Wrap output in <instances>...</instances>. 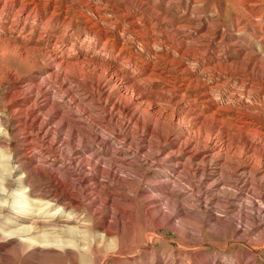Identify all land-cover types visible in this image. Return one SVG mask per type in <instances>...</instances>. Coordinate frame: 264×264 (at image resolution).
Masks as SVG:
<instances>
[{"label":"rangeland","instance_id":"rangeland-1","mask_svg":"<svg viewBox=\"0 0 264 264\" xmlns=\"http://www.w3.org/2000/svg\"><path fill=\"white\" fill-rule=\"evenodd\" d=\"M0 1V264H264V0Z\"/></svg>","mask_w":264,"mask_h":264},{"label":"bare ground","instance_id":"bare-ground-1","mask_svg":"<svg viewBox=\"0 0 264 264\" xmlns=\"http://www.w3.org/2000/svg\"><path fill=\"white\" fill-rule=\"evenodd\" d=\"M24 0H22V1H20V5L18 6V8L15 10L16 12H18V19L20 20V19H22V20H24V23H23V27L21 28L22 29V31L25 29V28H27V23L30 21V18H31V16L34 14V13H36L37 11V9L35 8V7H31L30 5H28V4H25L24 2H23ZM48 1V0H47ZM246 1V0H245ZM256 1V0H255ZM1 2V1H0ZM50 2V1H49ZM243 2V1H242ZM258 2V1H257ZM15 3H16V1L15 0H4V4H3V7H7L8 5H10L11 7L12 6H14L15 5ZM32 3H33V1H32ZM48 3V2H47ZM246 3V2H245ZM261 3V2H260ZM31 4V3H30ZM247 4H248V6H252L253 5V3H250V1H248L247 2ZM37 5V4H36ZM43 6V5H42ZM129 6V5H128ZM133 6V5H132ZM41 8V7H40ZM47 8V7H46ZM3 9V8H2ZM5 9V8H4ZM42 9V8H41ZM48 9V8H47ZM56 9V8H55ZM249 10V9H248ZM42 11V10H41ZM56 11V10H55ZM259 11V10H258ZM261 11V10H260ZM259 11V12H260ZM58 12V11H57ZM82 12V11H81ZM39 13V12H38ZM42 13V12H41ZM249 13V12H248ZM59 14V13H58ZM250 15V14H249ZM258 15V14H257ZM34 16V15H33ZM254 16H256V15H254ZM253 16V17H254ZM259 16V15H258ZM15 17V16H14ZM35 17V22H34V24H32L33 25V28H34V26H36V24L39 22V17L37 18V16H34ZM54 16L52 15V17H51V19L53 18ZM50 18V17H49ZM253 19V18H252ZM50 20V19H49ZM262 20V19H261ZM161 21V20H160ZM159 21V22H160ZM253 21V20H252ZM256 21V20H255ZM87 22V21H86ZM167 22V21H166ZM260 22V21H259ZM258 22V23H259ZM168 23V22H167ZM263 23V22H262ZM169 25V24H168ZM158 26V25H157ZM32 28V27H31ZM37 29V28H36ZM91 29H92V27H91ZM262 30V29H261ZM94 31V30H93ZM102 31V30H101ZM45 32V31H44ZM99 33V32H98ZM213 34V33H212ZM101 35H104L103 37H105V35H106V31H103V32H101ZM205 35V34H204ZM44 36V35H43ZM48 36V35H47ZM107 36V35H106ZM259 38V37H258ZM21 39L23 40H32V38H31V36H29V35H25V33L24 32H22L21 33ZM153 40V39H152ZM201 40V39H200ZM33 41V40H32ZM63 41V40H62ZM36 42V41H35ZM35 42H33V43H35ZM195 42V41H194ZM199 42V41H198ZM263 42V41H262ZM22 43V42H21ZM37 43V42H36ZM51 43H53L52 44V47H53V49H52V52L54 53V57H53V62H57L58 63V65L59 64H63V63H67V62H70V61H68V59H65V58H63V56L58 52V50H57V46H56V43H58V36H57V38L55 39V38H53L52 36H49V38H48V41H46L45 43H42V44H37V47L38 48H36V47H34V50H38V51H45V50H47V48L50 46V44ZM238 43V42H237ZM36 45V44H35ZM238 45V44H237ZM241 46V45H240ZM18 47V46H17ZM19 48L20 49H22V55H26L27 53H28V48H26V47H24V45L21 47V46H19ZM247 49H248V47H246ZM106 49V48H105ZM227 49V48H226ZM208 50V49H207ZM106 52V51H105ZM178 53H180V52H178ZM182 53V52H181ZM184 53V55H185V51L183 52ZM246 53H248V51L246 52ZM245 53V54H246ZM251 53V52H250ZM250 53H248V54H250ZM29 54V53H28ZM106 54V53H105ZM240 54V53H239ZM245 54H243V56H244V59L246 58L245 57ZM98 55V54H97ZM240 55H242V54H240ZM255 55V54H254ZM96 56V55H95ZM248 56V55H247ZM262 56V55H261ZM89 57V56H88ZM94 57V56H93ZM219 57V56H218ZM250 57V56H249ZM46 58V57H45ZM263 58V57H262ZM42 59V58H41ZM93 60H94V58H92ZM189 59V58H188ZM220 59V58H219ZM256 59H258L259 60V58L257 57ZM38 60V59H37ZM46 60V59H45ZM88 59L86 58V57H84V59L82 60V62H84V64L85 63H89V61H87ZM98 58L97 59H95V62H98ZM215 60H218V59H215ZM257 60V61H258ZM77 61V60H76ZM79 61V60H78ZM219 61V60H218ZM250 61V60H249ZM40 62V61H39ZM52 62V61H51ZM81 62V61H80ZM251 62V66L252 67H250L249 66V68H250V74H249V78H251V82H252V80L255 78V76H253V75H255L254 74V71H256V70H258V69H255V68H259L260 70H259V78H255L256 80H259L260 81V83H262V81H264V66L262 67V65H258V62H255V61H250ZM249 62V63H250ZM38 63V62H37ZM211 63V62H210ZM218 63V62H217ZM248 63V64H249ZM43 64H44V61H43ZM46 64V66H48L49 68H50V70H52V72L54 73V75L55 76H57L58 74H60L59 72H58V70L55 68H53L52 67V65H51V63H50V60H48L47 61V63H45ZM134 64V63H133ZM211 64H213V63H211ZM45 66V65H44ZM96 67V66H95ZM247 67V66H246ZM245 67V68H246ZM248 68V67H247ZM223 70V69H222ZM222 70H221V73H222ZM225 70H226V68H225ZM230 70V69H229ZM231 70H233V69H231ZM234 70H236V69H234ZM245 70V69H244ZM246 70H248V69H246ZM252 70V71H251ZM51 72V73H52ZM160 73V72H159ZM227 73V72H226ZM230 73V72H229ZM228 73V74H229ZM233 73V72H232ZM239 73V72H238ZM258 73V72H257ZM156 74V73H155ZM242 74V73H241ZM246 74V73H245ZM160 75V74H159ZM254 79V80H255ZM99 82V81H98ZM257 82V81H256ZM253 83H255L254 81H253ZM258 83V82H257ZM99 84V83H98ZM185 92V91H184ZM177 94V93H176ZM205 94V93H204ZM173 95V94H172ZM146 96V95H145ZM177 96V95H176ZM108 97V96H107ZM251 120V119H250ZM249 122H251V121H248L247 119H246V123H249ZM245 123V124H246ZM251 124V123H250ZM211 135V134H210ZM257 136H258V138H264V130H262V131H259L258 133H257ZM247 137V136H246ZM254 137V136H253ZM249 139V138H248ZM214 140V139H213ZM250 140V139H249ZM259 142V141H258ZM250 143V142H249ZM246 145H248V141H247V144ZM238 146V145H237ZM258 146V145H257ZM256 146V147H257ZM260 146V145H259ZM244 147V146H243ZM246 147V146H245ZM251 147V146H250ZM249 147V148H250ZM255 147V148H256ZM248 148V147H247ZM253 150V149H252ZM259 150V149H258ZM262 150V153L264 152V149H261ZM243 151V150H242ZM257 151V150H256ZM244 152H246L245 150H244ZM253 152V151H252ZM259 152H260V150H259ZM258 153V152H257ZM255 154V153H254ZM261 153H259V155H260ZM262 155V154H261ZM260 155V156H261ZM264 155V154H263ZM259 157V156H258ZM258 157H256V158H258ZM263 157V156H262ZM254 158V157H253ZM252 159V158H251ZM262 159V158H261ZM177 164V163H176ZM173 166H174V164H173ZM163 167V166H162ZM21 177H23L22 175H21ZM239 177V176H238ZM22 180V179H21ZM53 201V200H52ZM150 208V207H149ZM161 212V211H160ZM159 213V212H158ZM163 214H164V212H163ZM163 214H162V216H163ZM17 216V215H16ZM170 216V215H169ZM70 217V216H69ZM95 217V216H94ZM74 217L72 216V218H70V219H73ZM158 218H159V216H158ZM169 218V217H168ZM171 218V217H170ZM26 219V218H25ZM98 220V219H97ZM69 222V221H68ZM31 224V225H30ZM29 224V226H25V227H23L22 228V233H19L20 235H26V234H29V233H31V232H33V231H35V230H37V229H39V228H46V229H44V231H47L48 233L47 234H45L47 237H48V235H51L53 232H51V230L53 231L54 229L56 230V226H60V224L59 225H53V226H51V224L49 223V221L47 220V222H43V221H40V222H36V224L34 223V224H32V223H30ZM64 224H67V223H64ZM64 224H62L61 226L62 227H64L65 225ZM52 227V228H51ZM65 227H67V226H65ZM159 227V226H158ZM70 228V227H69ZM57 230H58V228H57ZM105 231H104V236L102 235V238H101V240L103 241L104 239H106V236H108V235H112L111 234V231L112 230H110L108 227L107 228H105L104 229ZM21 231V230H20ZM59 232V231H58ZM30 235V234H29ZM114 235V234H113ZM53 237V236H52ZM100 237V236H99ZM10 238V237H9ZM94 238H95V236H94ZM98 238V237H97ZM107 238H109V237H107ZM112 238V237H111ZM110 238V239H111ZM91 239V238H90ZM29 240L30 239H28V240H21V242H23V244L24 245H26L27 246V248L25 249V247L24 246H22L23 247V250H21L22 251V253L21 254H23V256H25V259H27V258H32L33 256H36V255H40V253H41V251H40V253L38 252V250H39V247L35 244H33V243H30L29 242ZM35 241V240H34ZM47 241V240H46ZM110 242H111V240H109ZM33 242V241H32ZM50 242V241H49ZM60 242V241H59ZM95 242V241H94ZM64 243V242H63ZM102 243V242H101ZM22 244V245H23ZM44 244V243H43ZM47 244V243H46ZM60 244H62V242L61 243H59V245ZM103 244V243H102ZM110 244V243H109ZM113 244V243H112ZM112 244H110L111 246H113ZM114 244L116 245V247L118 246V240H115V242H114ZM75 245V244H74ZM21 246V243L20 244H18V247H20ZM97 246V245H96ZM17 247V246H16ZM47 247L48 248H50V247H53L52 246V244L51 243H48L47 244ZM115 247V246H114ZM41 248H43L42 246H41ZM68 248H71V246H69V247H67L66 245H64L61 249L62 250H64L65 252H68L69 254H70V252H69V250L70 249H68ZM44 249H45V247H44ZM47 249V248H46ZM51 249V248H50ZM53 249V248H52ZM74 249V248H73ZM117 249V248H116ZM61 250V251H62ZM77 250V249H76ZM114 250V249H113ZM73 251V250H72ZM75 251V250H74ZM83 251V250H82ZM7 252H9V251H7ZM6 252V253H7ZM44 252V251H43ZM119 252V251H118ZM73 254V253H72ZM76 254V253H75ZM79 254H80V252H79ZM82 255H83V253H81ZM19 256V255H18ZM157 264H161L162 263V260H158L157 262H156Z\"/></svg>","mask_w":264,"mask_h":264}]
</instances>
